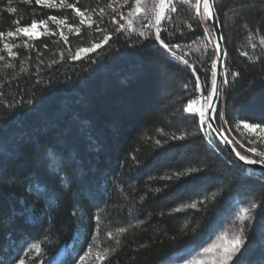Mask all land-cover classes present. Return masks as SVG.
Returning <instances> with one entry per match:
<instances>
[{
    "label": "trees",
    "instance_id": "16d2710c",
    "mask_svg": "<svg viewBox=\"0 0 264 264\" xmlns=\"http://www.w3.org/2000/svg\"><path fill=\"white\" fill-rule=\"evenodd\" d=\"M67 2L82 11L96 9L94 21L104 7L108 15L100 27L105 34L113 32L109 0ZM8 7L16 11L8 12ZM176 7L162 27L169 32L180 28L184 35L168 37L162 32V38L180 44L192 67L165 53L146 30L145 37L138 32L114 33L107 44L81 53L77 60L69 58L68 50L74 54L99 42L102 33L95 31V23L92 28L82 25L79 34L64 30L68 44L59 30L32 39L23 34L5 37L17 45L13 48L17 56L0 51L5 57L0 61V260L4 264H16L18 258H25V264L53 260L78 264L89 245L93 254L85 256L84 264H108L94 259L97 251L105 250L111 252V264H166L181 248L211 236L230 211L253 202L260 207L252 210L256 227L250 220L242 226L250 241L243 260L264 264L260 226L264 172L238 162L215 133L209 136L207 129L199 130L198 116L185 113L189 100L201 90L207 96L215 52L205 47L203 29L196 26L189 5L180 1ZM216 7L226 38L222 69L239 71L240 76L232 77L230 85H219L212 116L235 152L252 155L247 148L256 146L251 145L255 137L237 129L235 121L264 120V59L256 61L264 57V45L259 43L264 37V0H216ZM49 16L67 17L66 23L73 26L79 23L74 9H49L35 0H0V31L5 34L30 25L33 19L47 21ZM145 23L141 20L138 30ZM187 23L193 24V30L187 29ZM48 26L55 28L51 22ZM25 41L31 47H25ZM9 62L13 67H5ZM197 75L201 89L196 88ZM221 112L224 120L219 119ZM183 132L188 134L185 140L169 141L164 150L156 147L157 139ZM189 167L203 168L201 178L164 179ZM157 188L162 191H151ZM193 202L196 209L172 211ZM121 227L127 232L118 233ZM108 232L113 233L111 238ZM33 244L40 245V253Z\"/></svg>",
    "mask_w": 264,
    "mask_h": 264
},
{
    "label": "snow or ice",
    "instance_id": "6c2138e0",
    "mask_svg": "<svg viewBox=\"0 0 264 264\" xmlns=\"http://www.w3.org/2000/svg\"><path fill=\"white\" fill-rule=\"evenodd\" d=\"M181 2L189 5V7L193 11L192 19L196 21V26L203 29L204 39L207 42L205 47L211 46V48L215 52V56L211 60L210 88H207V96H204L203 90H201L200 98L204 101L203 105L200 107H193L194 101L189 100L187 106L184 108V111L192 114L194 118L198 116L199 130L207 129L209 136H211L212 133H216L226 143H232V141L228 140L227 137L222 135V129L213 127V124L211 123V120L213 119L212 113L216 112V109L213 108V103L219 91L217 81L218 62H222L224 57L227 56V50L222 43L226 38L220 31L223 25L219 20L220 14L217 11L216 0H181ZM35 3L37 5H43L49 9H74L76 15L79 17V23L76 26H73L71 23H66L68 19L67 17L59 19L56 16H49L47 18V21L41 19L39 20V22H37V20L33 19L30 25L24 27L18 26L15 28V31H8L6 34L5 32L0 31V41L3 42V47L2 49H0V51H6L9 57L15 58L17 56V53L13 51V48L17 47V45L8 43L5 37H7V39H11L15 36L23 34L24 36L29 37V39H32L35 36L39 35H55L57 34L56 30H59L58 34L63 38L64 44H68L69 40L68 36L65 35L64 28H67L68 32L70 33L79 34L81 32L82 25H87L88 28H92V25L95 23V31L102 33L99 42H93L90 47L87 48H78L74 54H72L71 51L68 50L70 59L77 60L81 58V53L87 55V53L95 52L97 49L107 44L114 33L138 32V35L140 37H145L146 30L149 33V36L162 50H164L165 53L171 55L181 63L189 65V62L187 59H185L184 55H177V50L181 48V45L178 43H167L165 42V38H162V32L166 33L168 37L175 36L177 35V33H179V35L181 36L184 35L183 30L180 28H176L174 31L169 32L167 28L162 27V22L170 21L172 19V14L177 12L176 0H115L116 6H114V0H109L107 8L111 9L112 14L109 16V19L114 25V29L113 32H107L106 34V30L100 27V23L103 21L104 17L108 15L104 7L99 8V20L94 21L92 16L93 13H97L96 9H92L91 11H89V9L85 8L82 11L79 7H76L75 4L68 3L67 0H60L59 4H57L55 0H35ZM125 8L127 9L126 12L124 11ZM7 11L15 12L16 9L8 7ZM141 20L146 21V23L141 25L142 30H138L137 25ZM212 21H215V23L212 24ZM48 22H51L55 26V28H49ZM16 23L19 24V21H17ZM38 26H43V32L33 33L32 29L37 28ZM187 29L193 30V24L187 23ZM251 39L252 34L249 35V43L251 47L255 49L257 47V44L252 43ZM259 43L261 45H264V37L260 38ZM25 47H31L30 45H28L27 41H25ZM242 55L248 57L250 61L252 60V57L249 56L248 52H243ZM60 58L61 60L64 59V52L60 53ZM4 59L5 57L3 55H0V61H3ZM261 59H264V57H257L256 61L259 62ZM53 63H56V61L54 60ZM5 67L11 68L13 67V64L9 62L5 64ZM189 67L192 66L189 65ZM21 71H25V69L21 68ZM192 71L195 73V68H192ZM219 75L222 76V83L224 85H230L231 78L239 77L240 72L222 69L219 72ZM204 83L206 85L207 81H205ZM185 88H187V85H185ZM196 88L201 89V80L199 75L196 76ZM0 95H2V93H0ZM23 102L24 101H21V103ZM27 103L31 104L32 100H27ZM8 107L11 108L13 107V105L9 104ZM219 119L224 120V113H219ZM225 123H228V121L225 120ZM235 127L237 129H240L242 127L243 132L251 134L255 137L251 141V145L256 146H249L247 148V152L254 154L257 158L254 159L252 155L242 154L240 151H236L235 155L239 158L240 161H243L245 164L264 165V147H261L264 146V120H262L260 123H251L247 120L240 119L235 121ZM187 135L188 134L186 132H183L180 135L173 134L168 136L167 139L163 141L157 139L155 141V145L157 148L164 150L165 145H168L169 141H183L187 138ZM257 142H259V144H257ZM209 143H211V140H209ZM171 146L179 147L180 145ZM229 163H231V161H229ZM203 172V168L189 167L183 171L175 172L173 173V175L167 176L164 179L181 180L182 178H186L187 181H196L201 178ZM239 178L241 180L244 179V177L242 176ZM261 183L264 184V180H261ZM165 187H167V185ZM151 191L158 193L161 192L162 189L157 188ZM215 195L216 193L212 194L213 198L215 197ZM140 199L143 201L145 197L141 196ZM205 199H207V197ZM200 203H203V201H201ZM197 207V202H193L191 204L175 208L172 211L180 212L183 210V208L196 209ZM258 207H260V205L253 202L248 207L241 208L238 213V218L242 220L248 219L252 221V227L255 228L256 218L255 216H253L252 210L257 209ZM96 219L99 220L100 218L96 217ZM138 223L142 224L144 222L139 221ZM260 226L262 229H264V219L260 221ZM127 230V228L121 227L117 229V232L125 233L127 232ZM107 236L111 238L113 236V233L108 232ZM45 239H47V237H45ZM172 239L174 240L175 237H173ZM249 242L250 241L248 237L245 236L244 229L241 228L240 231L236 235H234L233 238L227 243V245L221 246L217 243H213L209 247L204 248L203 253H208L216 250L214 254L213 264H244L243 257L249 251ZM116 243L119 244L120 241L117 240ZM31 247L35 249L36 253H40L41 247L39 244H33ZM141 247L146 246L142 245ZM111 251L115 252V249H112ZM92 254V246L89 245L87 252H85V255L79 257L78 264H84L85 256H89ZM110 255L111 252H109L108 250H105L104 252L97 251L94 254V259L98 262L108 261V264H111V261L109 260ZM201 256L202 254L200 252H196L190 259H186L184 261V264H203ZM0 264H4V261L0 260ZM16 264H25V258H18ZM46 264H55V262L54 260L48 261L46 262Z\"/></svg>",
    "mask_w": 264,
    "mask_h": 264
},
{
    "label": "rangeland",
    "instance_id": "374dc122",
    "mask_svg": "<svg viewBox=\"0 0 264 264\" xmlns=\"http://www.w3.org/2000/svg\"><path fill=\"white\" fill-rule=\"evenodd\" d=\"M166 22L167 21H164L163 23ZM43 30H44L43 26H38L37 28L32 29V32L42 33ZM64 30L68 31L67 28H64ZM208 47L211 48V46ZM179 51L180 53H183L184 52L183 47H181ZM200 97H201V93H199L198 96L193 100L194 101L193 107H200L203 105L204 101ZM185 113L190 115L187 112ZM252 155L255 156L254 154ZM240 209H241L240 207H236L233 211H230V213L226 216L225 220L219 223L218 227L214 228V231L212 230L213 232L211 236H209L208 238L205 237L199 242L191 243L181 248L176 253V255L172 257L166 264H184V261L186 259H190L196 252H200L202 254L201 258L203 260V264H213L214 254L216 250H213L212 252H208V253H203V249L209 247L213 243H217L221 246H225L233 238V236L240 231L242 226L245 225V221L248 220V219L242 220L238 218V213Z\"/></svg>",
    "mask_w": 264,
    "mask_h": 264
},
{
    "label": "water",
    "instance_id": "95a60500",
    "mask_svg": "<svg viewBox=\"0 0 264 264\" xmlns=\"http://www.w3.org/2000/svg\"><path fill=\"white\" fill-rule=\"evenodd\" d=\"M211 23L214 24L215 21H212ZM222 63H223V61L222 62H218V67H217V71H218V76H217L218 89H219L220 83L222 82V76L219 75V72L222 70ZM218 93H219V91H218ZM218 93H217V96H218ZM217 96H216V98L214 100L213 107H214V104L216 102ZM211 123L213 124V127L217 128L216 125H215V123H214V120L213 119L211 120ZM215 135H216L217 139L219 140V142L226 148V150L228 151V153H230L238 162H240L241 164H243L247 168H249L251 170H254L256 172H264V165L245 164L243 161H240L239 158L235 155V150L232 148L231 144L230 143H226L216 133H215ZM222 135L225 136V137H227L223 132H222Z\"/></svg>",
    "mask_w": 264,
    "mask_h": 264
},
{
    "label": "built area",
    "instance_id": "2783aa9c",
    "mask_svg": "<svg viewBox=\"0 0 264 264\" xmlns=\"http://www.w3.org/2000/svg\"><path fill=\"white\" fill-rule=\"evenodd\" d=\"M180 1H181V0H176V3H177V2H180ZM167 22H168V21H167ZM167 22H166V23H167ZM162 24H163V22H162ZM183 50H184V48H183ZM177 52L179 53V55H184V56H187V55H188L186 50H184L183 53H180L179 50H177Z\"/></svg>",
    "mask_w": 264,
    "mask_h": 264
},
{
    "label": "bare ground",
    "instance_id": "6f19581e",
    "mask_svg": "<svg viewBox=\"0 0 264 264\" xmlns=\"http://www.w3.org/2000/svg\"><path fill=\"white\" fill-rule=\"evenodd\" d=\"M249 169V168H248Z\"/></svg>",
    "mask_w": 264,
    "mask_h": 264
}]
</instances>
